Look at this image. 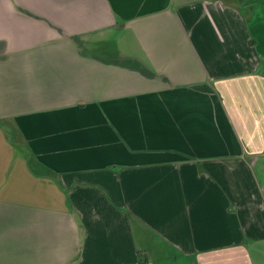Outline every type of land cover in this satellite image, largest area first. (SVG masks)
<instances>
[{"label":"crops","instance_id":"obj_1","mask_svg":"<svg viewBox=\"0 0 264 264\" xmlns=\"http://www.w3.org/2000/svg\"><path fill=\"white\" fill-rule=\"evenodd\" d=\"M170 263L264 264V0H0V264Z\"/></svg>","mask_w":264,"mask_h":264},{"label":"trees","instance_id":"obj_2","mask_svg":"<svg viewBox=\"0 0 264 264\" xmlns=\"http://www.w3.org/2000/svg\"><path fill=\"white\" fill-rule=\"evenodd\" d=\"M138 68L141 71H143L141 66L138 65ZM143 72L146 73L145 70ZM26 154H27V157H28L27 162H28L29 169L33 172V174L45 176V177H48V178H51V179H55V175L51 171H49L48 169H46V168L42 167L41 165H39L34 160V158L31 156V154H30V152L28 150H27Z\"/></svg>","mask_w":264,"mask_h":264},{"label":"rangeland","instance_id":"obj_3","mask_svg":"<svg viewBox=\"0 0 264 264\" xmlns=\"http://www.w3.org/2000/svg\"><path fill=\"white\" fill-rule=\"evenodd\" d=\"M158 260H159V258H158ZM159 261H161V259ZM170 264H173V263H170Z\"/></svg>","mask_w":264,"mask_h":264}]
</instances>
